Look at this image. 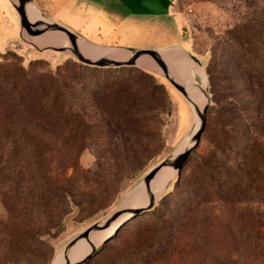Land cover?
Returning a JSON list of instances; mask_svg holds the SVG:
<instances>
[{
	"label": "rangeland",
	"instance_id": "obj_1",
	"mask_svg": "<svg viewBox=\"0 0 264 264\" xmlns=\"http://www.w3.org/2000/svg\"><path fill=\"white\" fill-rule=\"evenodd\" d=\"M33 1L51 20L91 43L138 49L184 48L203 63L206 73V63L218 40L243 22L251 10L264 8V0ZM8 51L15 52L25 67L31 61H42V72H54L66 61H78L68 53L38 50L23 39L17 13L8 0H0V53ZM128 69L147 70L157 75L159 82L166 85V92L151 84L132 82L127 86L132 89L137 110L132 116L124 107L117 112L122 103H119V94L112 93L108 99L93 97L92 87L88 85L77 93L87 98L82 117L61 120L58 129L51 131L44 129L45 122H40L42 124L25 137L31 146L0 151V183L14 188L17 183L24 193L32 191V197L38 195V200H31L32 197H25L23 193L20 202L9 211L0 192V219L13 215L20 220L22 228L32 227L38 233L32 252L27 253V259L20 260V264H53L70 240L112 213L150 170L180 146L191 130L195 119L193 110L160 74L141 67H125L122 72H111L107 78L110 81L125 78ZM208 86L211 95L209 77ZM106 102L110 110L104 114L101 106ZM121 119L128 125L120 122ZM210 119L211 105L206 130L183 171L184 178L195 165L196 156L207 147ZM14 166L22 170L17 179L8 175L10 169L14 172ZM176 180L177 177L155 205L164 204L161 210L166 219L186 188L174 186ZM173 186L176 195L170 197L168 191ZM212 199V204L200 206L196 232L192 237L188 235L190 239L185 234L180 235L179 241L161 235L164 240L152 249L157 259L150 264H198L201 261L264 264V258L258 260L247 246L241 247L230 260L219 261L227 240H243L245 227L242 223L236 225L235 221L226 229L215 223L211 216L217 212L219 204L217 196L213 195ZM152 225L153 217L148 213L124 224L117 236L104 243L105 248L87 264L110 263L124 250L133 233L151 230ZM261 230L264 234V220ZM195 237H198L196 245L193 244ZM198 246L204 248L201 255L195 251ZM2 249L0 246V253ZM261 253L264 255V250ZM0 264L15 263L0 259ZM136 264L147 262L142 258Z\"/></svg>",
	"mask_w": 264,
	"mask_h": 264
},
{
	"label": "trees",
	"instance_id": "obj_2",
	"mask_svg": "<svg viewBox=\"0 0 264 264\" xmlns=\"http://www.w3.org/2000/svg\"><path fill=\"white\" fill-rule=\"evenodd\" d=\"M41 63L35 60L25 67L15 52L0 53V151L31 146L25 137L31 135L29 132L36 130L40 122H45L44 129L51 131L58 129L61 120L82 117L87 98L77 93L88 85L92 87L93 97L108 99L112 93L119 94L118 100L122 103L117 112L124 107L132 116L137 114L132 89L127 87L132 82L151 84L166 92V85L147 70L128 69L127 77L110 81L107 77L111 72H122L125 67L100 68L66 61L54 72H42ZM206 67L212 95L208 142L205 151L196 156L190 173L183 177L186 165L175 181L174 186L186 187L183 197L175 201L169 219L162 213V203L142 213L153 217L151 230L133 233L124 250L108 264H136L142 258L147 264L154 262L157 253L152 249L164 240L161 235L178 241L183 234L192 237L200 206L212 204L213 195L217 196L219 204L217 212L211 216L214 222L225 229L231 228L233 221L245 227L243 240H227L219 261L230 260L246 246L258 260L264 258L261 253L264 250L261 230L264 220V8L251 10L243 22L218 40ZM101 110L107 114L109 104H102ZM14 168L8 175L17 179L22 170ZM0 184L4 203L10 211L20 202L24 190L17 183L15 188L4 182ZM168 192L170 197L176 195L175 187ZM24 195L32 197L33 193L29 191ZM31 200H38V195ZM16 218L11 215L0 219V246L3 248L0 259L20 264V260L27 259L38 233L32 227L22 228ZM104 248L105 245L102 250ZM203 250L198 246L195 251L201 255ZM217 252L220 251L217 249Z\"/></svg>",
	"mask_w": 264,
	"mask_h": 264
},
{
	"label": "water",
	"instance_id": "obj_3",
	"mask_svg": "<svg viewBox=\"0 0 264 264\" xmlns=\"http://www.w3.org/2000/svg\"><path fill=\"white\" fill-rule=\"evenodd\" d=\"M11 6L14 8L15 12L20 21L21 26V36L23 39V33H27L32 36H40L48 32L55 34L61 37H64L67 40V46H45L38 47L32 43L35 48L38 50H53L62 53H68L78 61L89 66H95L100 68H117V67H141L148 69L150 71L156 72L166 78L177 91L183 96V98L188 102L191 109L194 112L191 102L193 100L190 97V93H196L201 95V103L199 106L196 104L197 114L194 112V123L191 130L187 133L183 142L180 146L166 159L160 162L156 167L150 170L141 181L125 196L121 201L119 206L104 219L96 222L95 224L88 227L86 230L78 234L72 240H70L62 251L57 255L56 259L59 256H63L65 264H87L102 248L103 244L111 240L113 234H115L120 227L127 223L130 219L150 210L156 205V202L160 199L163 193L166 191L170 183L175 177L179 178L182 170L187 165L190 160L191 154L195 148L201 142L202 135L206 130L208 110L211 105V95L208 86V77L203 63L195 57L192 53L180 47H173L167 49H138V48H127V47H106L100 46L90 41L80 37L76 33L72 32L68 28L60 25L59 23L51 20L36 4L33 0H8ZM34 9L40 14V18L32 19L29 15V10ZM79 39H83L88 43L98 46L100 48H114L115 51L108 55H96L84 53L78 45ZM180 51L181 54L189 58L190 62L193 64L191 67V74L196 84L189 83L184 80L182 77L178 76L174 70L171 68L170 64L165 59V54L173 51ZM121 53H126L125 57H116ZM152 66V67H150ZM200 67L204 71L206 78L204 86H201L198 80L196 73V68ZM164 170L170 172V177L163 185V187L156 193L151 192L152 181ZM145 186L146 191L149 193L148 201L146 204L139 207H125L121 208L122 203L130 202L132 196L137 188ZM118 223L114 233L103 239L100 245L97 246L94 238L97 240V237L101 235L102 232L110 228L112 225ZM90 242V250L88 254L80 261L76 263H71L70 253L73 248L84 243ZM55 259V260H56ZM54 260V262H55ZM54 264V263H53Z\"/></svg>",
	"mask_w": 264,
	"mask_h": 264
},
{
	"label": "bare ground",
	"instance_id": "obj_4",
	"mask_svg": "<svg viewBox=\"0 0 264 264\" xmlns=\"http://www.w3.org/2000/svg\"><path fill=\"white\" fill-rule=\"evenodd\" d=\"M29 15L32 19L40 18V14L36 12V10L34 9L29 10ZM23 36L27 41H29L30 43L38 47H45V46H52V45H55V46L57 45L67 46L68 45L67 40L64 37L51 34L48 32L40 36H32L27 33H23ZM78 45L80 49L84 51V53H88V54L108 55L115 51L114 48H100L98 46L88 43L87 41L83 39H79ZM125 56H127L126 53L120 52V55L116 57H125ZM165 59L168 62V64H170L171 68L174 70V72L178 76L182 77L184 80L188 81L189 83L196 84V81L194 80L191 74V67L193 64L190 62L189 58L181 54L180 51L174 50V52L171 51V52L166 53ZM195 70H196L200 85L204 86L206 78H205L203 69L200 67H197ZM190 97L193 100V103L191 102V104L194 109V112L195 114H197L196 104L201 106L200 105L201 99H202L201 95L191 92ZM170 175L171 174L168 170H164L159 175H157L156 178L152 181L151 192L153 194H156L163 187L166 181L169 179ZM148 197H149V193L148 191H146V187L141 186L137 188L136 191L134 192L132 196V200L130 202L122 203L121 208L142 206L147 203ZM117 225L118 223L112 225L110 228L102 232L101 235L97 237V240H95L94 238H92V240L95 241L97 246L100 245L103 239L111 236L114 233V230L116 229ZM90 248H91L90 242H84L76 246L75 248H73L72 252L70 253L71 263H76L82 260L88 254ZM54 264H65L63 256L62 255L59 256L55 260Z\"/></svg>",
	"mask_w": 264,
	"mask_h": 264
},
{
	"label": "crops",
	"instance_id": "obj_5",
	"mask_svg": "<svg viewBox=\"0 0 264 264\" xmlns=\"http://www.w3.org/2000/svg\"><path fill=\"white\" fill-rule=\"evenodd\" d=\"M170 13L172 14V11H171V9H170ZM167 48H173V47H167ZM167 48H162V49H167Z\"/></svg>",
	"mask_w": 264,
	"mask_h": 264
}]
</instances>
